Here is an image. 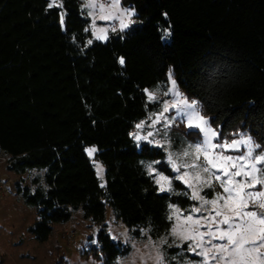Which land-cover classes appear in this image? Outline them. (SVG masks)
Listing matches in <instances>:
<instances>
[{
  "label": "trees",
  "instance_id": "trees-1",
  "mask_svg": "<svg viewBox=\"0 0 264 264\" xmlns=\"http://www.w3.org/2000/svg\"><path fill=\"white\" fill-rule=\"evenodd\" d=\"M50 2L0 0V152L17 174L44 170L33 190L16 183L37 209L29 227L37 241L79 208L100 226L90 255L117 264L129 246L107 233L106 206L132 235L145 229L156 239L171 229L169 204L193 203L158 191L144 163L159 161L174 177L164 152L129 134L156 107L144 89L171 72L222 135L243 133L264 149V0H121L140 23L104 42L85 31L83 0H57L62 8ZM92 145L104 187L85 152Z\"/></svg>",
  "mask_w": 264,
  "mask_h": 264
},
{
  "label": "snow or ice",
  "instance_id": "snow-or-ice-1",
  "mask_svg": "<svg viewBox=\"0 0 264 264\" xmlns=\"http://www.w3.org/2000/svg\"><path fill=\"white\" fill-rule=\"evenodd\" d=\"M119 3L120 0H112L109 7L118 8ZM84 6L89 9L88 16L93 17L90 28L85 31H91L95 40L106 41L109 28H97L96 0H85ZM52 7L62 8L63 5L51 0L48 8ZM98 7L103 13L104 4ZM133 15L135 13L132 11L120 10L119 15L102 14L100 19L118 20L119 29L111 25L110 30L123 32L133 23L131 19L125 22V16L130 18ZM60 24H64L63 13ZM169 35L170 32L165 30L163 36L166 38ZM87 43L91 45L93 40L89 39ZM124 63L121 57L119 64ZM168 79L170 87L162 95L170 99L162 100L159 89L155 92L144 89L148 103H158L160 111L149 116L151 123L148 126L153 130L146 135L139 134L146 122L136 124L137 132L133 134V139L137 142L147 141L168 153L167 164L176 173L174 177L163 175L154 164L146 166L158 191L184 195L196 203L187 210V215L175 204L168 205L170 211L167 219L173 221L170 231L158 241L149 237L145 245L147 252L137 250L140 260L143 264H148V261H152V264H171L176 257L166 262L163 247L167 245L199 257L195 264H264V149L243 133H235L231 140L221 139L219 130L213 129L209 119L202 115L199 102L189 101L179 92L171 72ZM180 124L189 130L186 135L195 134L198 139L188 142L180 152H173L169 150L171 141L168 134L173 126ZM161 133L162 138L155 139ZM85 151L92 157L97 149L90 147ZM97 174H102L99 166ZM173 180L184 184L187 191L175 193ZM217 188L220 191H216ZM205 189L215 192L213 198L208 199L201 194ZM144 234L147 235V232ZM185 243L188 245L186 250L183 248ZM177 264H180L178 260ZM183 264H193V261L186 258Z\"/></svg>",
  "mask_w": 264,
  "mask_h": 264
},
{
  "label": "rangeland",
  "instance_id": "rangeland-1",
  "mask_svg": "<svg viewBox=\"0 0 264 264\" xmlns=\"http://www.w3.org/2000/svg\"><path fill=\"white\" fill-rule=\"evenodd\" d=\"M111 2L112 0H96L97 8L95 11L97 28L108 27V38L110 33H112V31L110 30L111 25H115L117 29H119V21L101 20L100 15L102 14L119 15L120 10H129L134 12L135 15L130 18L125 16V22H128L129 19L133 21V23H131L127 29L140 23V21L136 18V12L133 7L123 6L120 0L118 8H111L109 7ZM99 4H104L105 6L103 13L100 12V9L98 7ZM84 5L85 0H83V6ZM84 8L86 10V13H88L89 9L85 6ZM87 17L89 19L90 28L93 17L88 16V14ZM116 32L120 31L117 30ZM172 79L174 78L172 77ZM167 87H170L168 76L165 82H163L162 84H158L154 89L148 90L150 92H155L157 91V89H159L160 98L164 100L170 99V97H165L162 95V93L166 91ZM177 89L183 96L187 97L189 101L194 100L182 93L178 87ZM154 104H156V107L147 113L146 118L138 122H146L143 129L139 130V134L142 136L146 135L148 131L153 130L148 126L151 123V121L149 120V116L160 111V105L158 103ZM202 115L204 114L202 113ZM204 116L209 119V116ZM211 126L213 129L219 130L218 127H215L212 124ZM156 127L158 128L160 127V125H156ZM188 131L189 130L185 128L183 124H180L178 127H172L168 134L169 140L171 141V147L169 149L170 151L180 152L188 142H195L198 139L195 134L186 135ZM136 132L137 129L136 127H134V133ZM162 135L163 133H161L160 136H156L155 139H161ZM225 138L226 137L221 134V139ZM233 138L234 137L227 139L231 140ZM149 139H152V137H149ZM141 142L147 141L142 140L139 141L138 144ZM90 147L96 148L93 145L87 146L86 148ZM161 150L165 155L163 159L165 164L172 171L171 167L167 164V151L164 148H161ZM94 154L92 157H90V159L94 165L96 174L97 166L102 169V174H97V176L101 184H103L104 167L100 161L94 159ZM156 162L157 161H146L144 164L145 167L148 164H154L155 168L159 172H161L163 175H166L164 172L160 171L157 168ZM172 173L173 176L176 175V173H174L173 171ZM43 175L44 170L39 171L36 169H32L27 170L23 174H17L13 171L8 170L6 156L0 152V264H99V261L90 255L89 249L92 245L97 244V233L100 226L93 223L90 219L84 218L82 215V211L79 208L72 211V216L69 220L65 222L54 223L52 233L46 241H37L34 238L33 234L30 232L29 227L33 225L37 218V209L36 207L26 203L22 194L17 191L16 183H19L20 186H29V188L33 190L38 184H42V180L44 182ZM172 187L175 193L179 192L176 191L173 182ZM216 191H220V189L217 188ZM201 194L206 198L211 199L215 195V192L212 189H205ZM192 202L193 203L185 209L179 207L177 204L175 205L179 207L185 215H187V210L196 203L195 201ZM171 222L173 223V221ZM104 224V227L110 237L112 239L113 237H115V239H113L114 241H119L122 244H127L129 246V252L124 256L119 257L117 260V264H143V262L139 258L137 250L139 249L140 253L147 252L145 245L148 244V238L150 237L147 230L141 229L140 235L138 237L132 235L129 229L121 221L116 220L111 208H109L108 206H106V217ZM145 232H147V235L144 234ZM160 238L161 237L151 239L153 241H158ZM171 241L172 238L170 237L169 243H171ZM187 246V243H185L183 248L186 250ZM170 249L175 251L170 252ZM163 251L166 254V262L169 258L176 257V260H172L171 264H177V260L180 262V264H183V261L186 258L191 259L193 261V264H195V262L200 259L199 257L188 255L186 252L182 251V249L176 248L175 246L169 248L167 245H165L163 247ZM148 264H152V261H148Z\"/></svg>",
  "mask_w": 264,
  "mask_h": 264
},
{
  "label": "built area",
  "instance_id": "built-area-1",
  "mask_svg": "<svg viewBox=\"0 0 264 264\" xmlns=\"http://www.w3.org/2000/svg\"><path fill=\"white\" fill-rule=\"evenodd\" d=\"M129 134H130V135H133V131H130Z\"/></svg>",
  "mask_w": 264,
  "mask_h": 264
}]
</instances>
